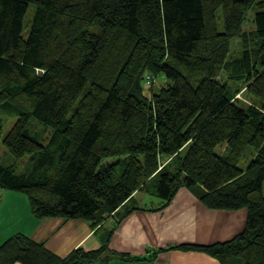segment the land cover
<instances>
[{
  "label": "trees",
  "instance_id": "1",
  "mask_svg": "<svg viewBox=\"0 0 264 264\" xmlns=\"http://www.w3.org/2000/svg\"><path fill=\"white\" fill-rule=\"evenodd\" d=\"M0 111L16 116L3 145L26 159L0 162V189L25 193L34 217L87 219L104 239L102 222L135 191L155 183L169 202L187 187L246 222L230 240L179 248L264 264V0H0ZM112 256L107 240L65 258L19 233L0 246V264Z\"/></svg>",
  "mask_w": 264,
  "mask_h": 264
},
{
  "label": "crops",
  "instance_id": "2",
  "mask_svg": "<svg viewBox=\"0 0 264 264\" xmlns=\"http://www.w3.org/2000/svg\"><path fill=\"white\" fill-rule=\"evenodd\" d=\"M139 193H144L140 199L137 197ZM145 194L155 196L154 191L137 190L102 222L99 230L108 233L104 239H101L104 236L96 235L98 231L95 232L89 221L54 217L38 219L32 215L25 199L9 198L4 204L10 208L17 206V209L3 211L5 218L0 224V246L19 233L42 245L51 254L65 258L78 247L95 250L107 240L108 249L116 256L106 264H220L204 250L179 246L224 242L245 226V209H210L199 200L194 189L181 187L169 202L159 199L153 204L145 201Z\"/></svg>",
  "mask_w": 264,
  "mask_h": 264
},
{
  "label": "rangeland",
  "instance_id": "3",
  "mask_svg": "<svg viewBox=\"0 0 264 264\" xmlns=\"http://www.w3.org/2000/svg\"><path fill=\"white\" fill-rule=\"evenodd\" d=\"M254 12L253 10H250L246 17H245V21H244V25H243V30H244V33L245 35H249L252 31H253V24H252V16H253ZM221 16V13L220 11H218V18H220ZM218 29L220 31H223V22H222V18L221 20L218 19ZM255 39L254 36L251 37V42ZM241 48H242V44H241V41L238 39V38H235L231 41V55L232 56H235V55H238L241 51ZM221 80H228L230 81V83L232 85H234V82H232V80L228 79L226 74H223L222 75V78ZM161 83V80L159 77H154V82L152 83V85L154 84L155 87H157L158 85H160ZM146 87V86H145ZM145 93L148 94L149 91H148V88H145ZM236 99H238L239 101L243 102V103H249V98L247 97V94L246 92L243 90L241 92H239L237 95H236ZM251 99V98H250ZM252 100V99H251ZM253 101V100H252ZM0 118L2 119V132H1V136H0V162L4 163V164H7L9 166H12L10 164H14L15 166H18L17 168L21 169L22 167H24V163L26 161L25 158H20V159H16L14 158L12 155L9 154V152L7 151V149L5 148V146L3 145V142H2V139L3 137L7 134V132L10 130V128L12 127L14 121L16 120V116L14 115H10V114H7V113H4V112H1L0 111ZM50 131L51 133V130L50 129H47ZM187 146V145H186ZM185 146L181 149V150H184V152H186L185 150ZM216 149L219 151V152H224V150L226 149V144H220L216 147ZM254 156V150L250 149L246 152V155L244 156L243 160L241 161L240 165L241 166H244L247 162V160ZM176 160V157L173 155V156H170L168 158H165L161 161V164L162 165H166L168 163H170L171 161H174ZM22 166V167H21ZM264 186V184H263ZM155 187V183H153L152 185L150 184L149 186V190L151 191L152 188ZM5 193V195H4ZM146 195V198H145V201L148 202V203H154V201H158L159 198L156 197V196H152V195H149V194H145ZM144 196V193H139L138 194V199H140L141 197ZM23 198L27 201L28 203V206H30V202H29V199H28V196L25 194V193H21V192H18V191H13V190H7V189H0V224H1V219L5 218L4 214H3V211H6V210H9V211H13L15 209H17V206L16 208H10L8 206H6L4 203H5V200L9 199V198ZM140 202H142V200H140ZM156 206V205H154ZM240 210V209H239ZM244 210V209H243ZM11 214V212H10ZM44 218H47V217H44Z\"/></svg>",
  "mask_w": 264,
  "mask_h": 264
},
{
  "label": "bare ground",
  "instance_id": "4",
  "mask_svg": "<svg viewBox=\"0 0 264 264\" xmlns=\"http://www.w3.org/2000/svg\"><path fill=\"white\" fill-rule=\"evenodd\" d=\"M200 200V199H199ZM201 201V200H200ZM61 219H64V220H85V221H88L87 219H67V218H61ZM236 236V235H235ZM234 236V237H235ZM96 250V249H95ZM87 251H93V250H87Z\"/></svg>",
  "mask_w": 264,
  "mask_h": 264
}]
</instances>
